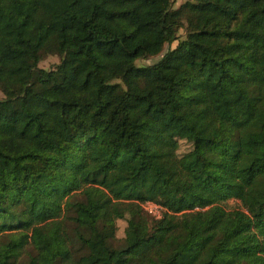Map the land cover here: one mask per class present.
<instances>
[{
	"label": "trees",
	"instance_id": "16d2710c",
	"mask_svg": "<svg viewBox=\"0 0 264 264\" xmlns=\"http://www.w3.org/2000/svg\"><path fill=\"white\" fill-rule=\"evenodd\" d=\"M0 93L2 264H264V0H0Z\"/></svg>",
	"mask_w": 264,
	"mask_h": 264
},
{
	"label": "rangeland",
	"instance_id": "374dc122",
	"mask_svg": "<svg viewBox=\"0 0 264 264\" xmlns=\"http://www.w3.org/2000/svg\"><path fill=\"white\" fill-rule=\"evenodd\" d=\"M175 3V8H178V6L180 5V3L184 2V0H173ZM178 36L180 37V40L183 39V37L185 36V31L182 29L179 31ZM180 41L175 42L174 44L170 45H166L164 48V51L161 55L157 56V57H150L147 59H143L137 62L138 66H150L153 64L158 63L159 61H161L163 59V57L166 55V53L169 50L174 49L178 43ZM61 63V57L58 55H49V54H42L41 57V62L39 64V69L42 70H46V71H50V70H54L59 64ZM3 98V95L0 93V99ZM191 148V145L188 143H182L181 144V149H180V154H184L187 151H189ZM150 163L154 164L155 166H157L163 173L167 174V175H172L174 173V168L172 163L168 160V159H152L149 160ZM123 172L122 170L119 171L118 173V178L120 181L123 180ZM160 188V187H159ZM166 192L168 194L171 193V190H166ZM143 209L154 215L157 217H160V214H158L156 211L151 210V209H146L144 207V205L142 206ZM224 207L227 210H232V209H241L243 210V206L240 202L238 201H234L231 200L229 202H227V204L224 205ZM119 210L121 211V213L124 214H128L130 213V211L132 210V207L130 206V204L128 203H123L121 204V206L119 207ZM146 215V217L148 218V224H144L143 229L139 232L136 233L134 232L133 229H129L128 226V221L126 219H122L119 220L117 222V226H118V230H117V239H118V244H121L122 241L124 242V240L126 239V236L130 239V241L133 243L135 241L136 236H141L143 234V232L145 231V229L148 227L149 223L153 220V218L151 216H149L148 214L144 213ZM105 216V212L104 211H100L96 214V217L100 218V217H104ZM63 235L60 232L59 233V237L61 238ZM154 244H144L142 249L138 252L139 256H141L142 258H145V256L147 255V253L153 248ZM0 264H2V257L0 256Z\"/></svg>",
	"mask_w": 264,
	"mask_h": 264
},
{
	"label": "built area",
	"instance_id": "2783aa9c",
	"mask_svg": "<svg viewBox=\"0 0 264 264\" xmlns=\"http://www.w3.org/2000/svg\"><path fill=\"white\" fill-rule=\"evenodd\" d=\"M144 207H145L146 209L154 210V211H156L158 214L161 215V210H162V208H161L160 206L154 204V203H146V204H144Z\"/></svg>",
	"mask_w": 264,
	"mask_h": 264
},
{
	"label": "crops",
	"instance_id": "0c3cea01",
	"mask_svg": "<svg viewBox=\"0 0 264 264\" xmlns=\"http://www.w3.org/2000/svg\"><path fill=\"white\" fill-rule=\"evenodd\" d=\"M186 1H187V0H184V2L180 3V5H179V6H181V5H182L183 3H185ZM179 6H178V7H179Z\"/></svg>",
	"mask_w": 264,
	"mask_h": 264
}]
</instances>
